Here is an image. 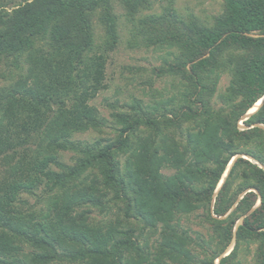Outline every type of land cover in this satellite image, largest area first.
I'll return each mask as SVG.
<instances>
[{"label": "trees", "instance_id": "obj_1", "mask_svg": "<svg viewBox=\"0 0 264 264\" xmlns=\"http://www.w3.org/2000/svg\"><path fill=\"white\" fill-rule=\"evenodd\" d=\"M223 2L212 26L186 22L169 7L139 20L150 44L178 52L159 71L186 82L180 103L170 116L120 115L118 138L82 146L73 136L104 124L90 101L106 87L108 54L118 42L113 0H0V62L23 57L24 68L0 88V264H190V240L174 221L205 205L226 217L218 220L226 223V246L256 242L264 264V103L247 116L264 97V0ZM122 4L132 21L151 8L150 0ZM95 15L105 30L100 45ZM223 74L231 77L225 105L214 108L210 98ZM183 122L195 123L184 143L157 140ZM142 127L150 129L145 137L138 136ZM67 149L83 155L72 167L60 160ZM131 150L122 169L119 155ZM165 167L174 174L165 175ZM88 168L100 177L77 182ZM236 177L246 181L244 193L229 200ZM42 186L52 192L46 206L28 211L22 194ZM111 192L141 227L93 223L85 207L102 206ZM158 225V246L140 245L137 230Z\"/></svg>", "mask_w": 264, "mask_h": 264}, {"label": "rangeland", "instance_id": "obj_2", "mask_svg": "<svg viewBox=\"0 0 264 264\" xmlns=\"http://www.w3.org/2000/svg\"><path fill=\"white\" fill-rule=\"evenodd\" d=\"M14 1L19 2L20 0ZM150 2L151 8L137 14L135 20L132 21L123 7L122 0H113L114 11L118 19V42L108 54L106 87L90 101V104L103 118L104 124L99 129L91 128L76 133L72 138L73 142H78L82 146H93L100 140L102 146L106 144L107 140L118 138L122 128V125L118 123L120 115L146 114L153 118H157L161 114L170 116L169 109L180 103L181 94L187 87L186 82L180 76L159 71L161 68L168 67L178 52L168 47L150 44L145 37L146 30L143 29L139 20L147 15H159L169 7L173 8L177 16L186 22L196 20L203 25L212 26L216 18L223 13L224 2L223 0H150ZM93 22L95 42L100 45L105 38V30L99 23L98 15H95ZM22 60L23 57H20L19 60L10 57L0 62V88L12 84L24 71ZM230 80L229 74H223L220 77L215 92L210 98L214 108L224 107L225 104L221 100V96L226 93ZM156 105L159 106L158 111L153 109ZM240 126L243 127L242 122H240ZM194 127V122H183L179 127H166L158 135L157 140L160 142L166 138L165 136H169L175 142L184 143L187 133ZM149 131L150 129L142 127L138 136L145 137ZM132 152L133 150L119 155L118 159L122 169ZM59 155L60 160L70 167L74 166L83 156L75 149L62 150ZM244 158L254 162L247 155H244ZM231 164L232 162L227 170ZM53 168L57 172L61 171L57 166H53ZM162 172L170 176L174 174L175 170L165 167ZM96 177H100L99 170L88 168L77 182L84 179L89 182ZM245 182L240 177L232 178L227 199L230 200L234 197L240 199L244 193H241L240 189L246 184ZM51 194L52 192L42 186L34 194H22L21 199L27 202L28 211H39L46 206V201ZM116 202L113 200L111 192L102 206L88 205L85 209L90 210L93 223H116V220L120 219L122 222H131L138 228L142 226L136 216L133 215L128 219L122 210L125 207L124 204L119 201L116 205ZM225 218L217 217L213 213V207L209 211L206 205L192 213L179 215L176 218L174 223L178 225L181 232H185L190 240L189 248L195 257L190 264H210L212 260H214V264H219L223 257L232 255L234 250L235 254L227 264H258L256 259L258 244L256 242L241 241L238 244L236 240H233L226 246V240L223 238L226 223L218 221L225 220ZM238 222H241V218ZM136 235L140 245L147 244L150 249L154 250L161 240V225L152 229L137 230ZM49 264L70 263L52 261Z\"/></svg>", "mask_w": 264, "mask_h": 264}, {"label": "bare ground", "instance_id": "obj_3", "mask_svg": "<svg viewBox=\"0 0 264 264\" xmlns=\"http://www.w3.org/2000/svg\"><path fill=\"white\" fill-rule=\"evenodd\" d=\"M264 101V97L263 98H261L250 110H249V112L251 113V112H254L257 108H259V106H261V104H263L262 102ZM233 165V164H232ZM231 169V168H230ZM228 171H230V170H227L226 171V173H225V176H227L228 175ZM222 182V181H221ZM220 185H221V183H220ZM231 247V246H230Z\"/></svg>", "mask_w": 264, "mask_h": 264}, {"label": "water", "instance_id": "obj_4", "mask_svg": "<svg viewBox=\"0 0 264 264\" xmlns=\"http://www.w3.org/2000/svg\"><path fill=\"white\" fill-rule=\"evenodd\" d=\"M262 103H264V101L262 102ZM262 105V104H261ZM260 107V106H259ZM258 109V108H257ZM257 111V110H256ZM252 113H250V112H248L247 113V116H249V115H251ZM232 165V164H231ZM223 183V180H222V182H221V184ZM221 186V185H220Z\"/></svg>", "mask_w": 264, "mask_h": 264}]
</instances>
